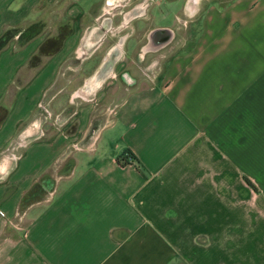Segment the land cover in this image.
<instances>
[{
	"label": "crops",
	"instance_id": "1",
	"mask_svg": "<svg viewBox=\"0 0 264 264\" xmlns=\"http://www.w3.org/2000/svg\"><path fill=\"white\" fill-rule=\"evenodd\" d=\"M92 1L69 0L58 22L40 0H0V264H264V0L204 6L189 47L79 144L76 131L49 137L35 108L63 60L109 32L103 17L83 24ZM148 30L141 53L173 40L170 24ZM119 50L104 49L70 102L105 88Z\"/></svg>",
	"mask_w": 264,
	"mask_h": 264
},
{
	"label": "rangeland",
	"instance_id": "2",
	"mask_svg": "<svg viewBox=\"0 0 264 264\" xmlns=\"http://www.w3.org/2000/svg\"><path fill=\"white\" fill-rule=\"evenodd\" d=\"M225 1L227 0H112L110 5L105 7L103 0H93L89 11L82 12L83 24L88 23L92 17L98 19L103 17L109 25V32L106 33L99 47L87 58L83 53L82 57L79 55L76 59L73 56L64 59L62 64L64 70L62 68L58 80L39 95L38 101L42 106L47 104L45 107L47 110L41 106L36 107L35 115L37 114L38 117L47 116L45 123L47 135L50 137L53 133L62 132L68 136L76 131L78 133L77 143L86 144L90 140V136L93 137L99 128L112 120L118 101L123 94L125 95L128 91L136 88L154 84L158 81L169 54L189 47L204 6L213 2L224 3ZM40 2L44 4V8L45 6L48 7L45 13L46 19L48 21L55 19L59 22V19L64 16L63 9L69 0H57L59 3L55 1V7L60 4L57 7L58 11H54L56 9L53 6L54 0H40ZM168 2L173 4L170 5L173 7L166 12L164 6ZM185 2H192L193 8L197 9L193 15L187 16L182 13ZM103 7L107 12L101 15ZM165 13L168 15L165 16ZM157 18L159 20L164 18L165 22H160ZM121 22L123 23L121 24ZM158 22L171 25L174 32L172 42L159 51L141 53L140 50L145 44V35L149 31L148 29ZM48 24L44 31L53 33L54 24ZM185 25L190 28L189 32L186 27L183 28ZM117 42L120 43V59L113 69L112 75L114 76L107 80L105 88L98 94L84 98L75 97L70 102L69 96L80 82L81 77L85 75L84 73L97 63L108 45ZM78 45L80 46L79 43ZM48 47L46 46V48ZM41 49L44 50V47L41 46ZM78 66H81L82 69L76 71L65 69L66 67L77 68ZM24 78V75L21 76V80ZM8 94L7 98H10L11 92ZM46 111L50 114L47 115ZM80 121L82 122L81 126H84L78 128ZM48 191L49 185L35 187L24 196L25 202L24 200L21 202L26 206L39 195ZM13 220L21 225L18 220ZM27 221V216H25V225Z\"/></svg>",
	"mask_w": 264,
	"mask_h": 264
},
{
	"label": "trees",
	"instance_id": "3",
	"mask_svg": "<svg viewBox=\"0 0 264 264\" xmlns=\"http://www.w3.org/2000/svg\"><path fill=\"white\" fill-rule=\"evenodd\" d=\"M8 33L4 32L1 36H0V48L4 45L6 39H7ZM25 198H23L24 200ZM25 202V200H24Z\"/></svg>",
	"mask_w": 264,
	"mask_h": 264
}]
</instances>
